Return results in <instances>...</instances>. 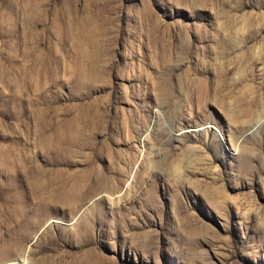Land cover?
Listing matches in <instances>:
<instances>
[{
	"label": "rangeland",
	"instance_id": "rangeland-1",
	"mask_svg": "<svg viewBox=\"0 0 264 264\" xmlns=\"http://www.w3.org/2000/svg\"><path fill=\"white\" fill-rule=\"evenodd\" d=\"M0 264H264V0H0Z\"/></svg>",
	"mask_w": 264,
	"mask_h": 264
},
{
	"label": "water",
	"instance_id": "water-1",
	"mask_svg": "<svg viewBox=\"0 0 264 264\" xmlns=\"http://www.w3.org/2000/svg\"><path fill=\"white\" fill-rule=\"evenodd\" d=\"M223 143H224V146H225L226 148H228V147H227V144H226L224 141H223Z\"/></svg>",
	"mask_w": 264,
	"mask_h": 264
}]
</instances>
